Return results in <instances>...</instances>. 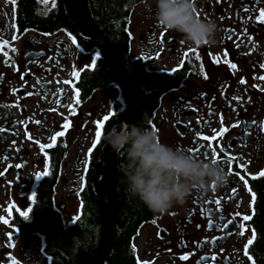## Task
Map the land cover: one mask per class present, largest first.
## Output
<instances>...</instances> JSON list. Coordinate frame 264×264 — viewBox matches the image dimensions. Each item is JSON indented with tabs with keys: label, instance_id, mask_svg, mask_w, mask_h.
Returning a JSON list of instances; mask_svg holds the SVG:
<instances>
[{
	"label": "flooded vegetation",
	"instance_id": "flooded-vegetation-1",
	"mask_svg": "<svg viewBox=\"0 0 264 264\" xmlns=\"http://www.w3.org/2000/svg\"><path fill=\"white\" fill-rule=\"evenodd\" d=\"M151 2L123 6L117 37L88 8L104 49L79 31L66 0H0V264H88L108 207L104 174L114 176L116 208L101 264L115 261L120 156L103 136L136 115L161 142L204 159L214 152L229 179L137 222L118 264H264V0H197L198 15L218 25L201 46L157 24Z\"/></svg>",
	"mask_w": 264,
	"mask_h": 264
},
{
	"label": "clouds",
	"instance_id": "clouds-1",
	"mask_svg": "<svg viewBox=\"0 0 264 264\" xmlns=\"http://www.w3.org/2000/svg\"><path fill=\"white\" fill-rule=\"evenodd\" d=\"M147 7L157 24L180 33L189 46L214 42L218 25L214 19L197 14V0H152ZM103 140L124 156L121 171L126 191L155 213L183 205L193 192L206 195L229 179L218 162L161 142L157 132L138 122L109 128ZM32 261L25 256L21 264Z\"/></svg>",
	"mask_w": 264,
	"mask_h": 264
},
{
	"label": "trees",
	"instance_id": "trees-1",
	"mask_svg": "<svg viewBox=\"0 0 264 264\" xmlns=\"http://www.w3.org/2000/svg\"><path fill=\"white\" fill-rule=\"evenodd\" d=\"M130 1L132 2L133 0H87V4H89L88 8L90 12L97 16L100 25L99 28L106 33L108 30L112 31V34L117 37L122 33L120 20L123 13V6ZM136 122L141 123L138 115L132 120V123ZM119 156L120 164L117 169V185L120 187V194L114 216L115 238L112 247V257L115 258V261L111 262L110 260L108 264H118L119 261L124 260L128 235L132 232L137 222L153 214V211L148 209L137 197L130 195L126 191V180L121 171L124 156L121 154ZM89 198L93 201V197L89 196Z\"/></svg>",
	"mask_w": 264,
	"mask_h": 264
},
{
	"label": "water",
	"instance_id": "water-1",
	"mask_svg": "<svg viewBox=\"0 0 264 264\" xmlns=\"http://www.w3.org/2000/svg\"><path fill=\"white\" fill-rule=\"evenodd\" d=\"M68 7L70 9L72 19L74 20L79 31L87 37L97 38L103 48L107 49L109 44L102 38L100 35V29L93 22L90 13L88 11L86 0H66ZM137 88L138 93H142L140 87L134 82ZM124 85V83H122ZM143 94V93H142ZM106 183L109 194L107 197V209L102 207V228L100 241L97 248V251L94 257L90 260L88 264H101L104 258L106 257L110 243L112 241L113 234V215L116 208V199H115V182L113 175H101L99 185ZM100 203L102 204V197L99 196Z\"/></svg>",
	"mask_w": 264,
	"mask_h": 264
},
{
	"label": "snow or ice",
	"instance_id": "snow-or-ice-1",
	"mask_svg": "<svg viewBox=\"0 0 264 264\" xmlns=\"http://www.w3.org/2000/svg\"><path fill=\"white\" fill-rule=\"evenodd\" d=\"M14 2H15V0H14ZM197 11V10H196ZM198 14V13H197ZM258 19H261V18H264V9H260V16L259 17H257ZM161 35L163 36V33H161ZM15 38V37H14ZM73 43H75L76 41H75V37H73V41H72ZM4 43H7V41H4ZM5 55H7V53H5ZM99 56V53H97V57ZM95 60H96V57H93V61L95 62ZM233 67H235V65H233ZM105 120H107V116L105 117ZM237 123H239V121L237 122ZM104 124V121L103 120H98L97 122H96V130H95V139H93V141H92V144H93V147H95L96 145H97V143H98V141L100 140V137H101V135H102V131H101V125H103ZM152 130L153 131H155L156 132V128L155 127H153L152 128ZM0 131H3V129H0ZM222 131H226V129H222ZM60 135H63V133H61V132H58V133H56V136H60ZM197 135H199V133H197ZM56 136H53L52 137V139L53 140H55L56 139ZM204 139L205 140H208V139H210V137H204ZM92 148H89L88 149V151H89V153H91L92 152ZM190 151H195V149L193 148V149H190ZM210 155L212 156V158L215 160L217 157H216V154L213 152V153H210ZM16 167L17 168H20L21 167V165H16ZM46 167H47V165H46ZM230 171H231V169H230ZM45 174H47V173H45ZM0 175H2V174H0ZM260 175H264V172H261L260 173ZM36 178H41V173H36ZM233 191V193H235V189H233L232 190ZM253 197H255V194L253 193ZM29 199L30 200H34L35 199V194H33L32 196H29ZM30 208L29 209H27V210H23V211H20V215H22V216H24L25 218H27L28 217V215H29V212H30ZM250 219V217L249 216H245L244 217V220H249ZM6 222V221H5ZM243 227V226H242ZM250 244H252V240L251 239H249L248 240V242L244 245V248H245V255H248V252H247V249H248V246L250 245ZM187 255V254H186ZM182 258H184V257H182ZM248 259L249 260H252V257L251 256H248Z\"/></svg>",
	"mask_w": 264,
	"mask_h": 264
},
{
	"label": "rangeland",
	"instance_id": "rangeland-1",
	"mask_svg": "<svg viewBox=\"0 0 264 264\" xmlns=\"http://www.w3.org/2000/svg\"><path fill=\"white\" fill-rule=\"evenodd\" d=\"M60 198H64V195H63V193H58V195H57V201H58V203H60Z\"/></svg>",
	"mask_w": 264,
	"mask_h": 264
}]
</instances>
